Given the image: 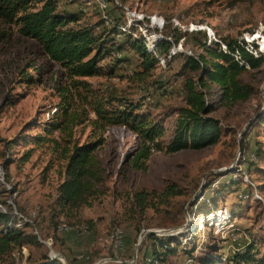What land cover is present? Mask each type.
<instances>
[{
  "label": "rangeland",
  "instance_id": "obj_1",
  "mask_svg": "<svg viewBox=\"0 0 264 264\" xmlns=\"http://www.w3.org/2000/svg\"><path fill=\"white\" fill-rule=\"evenodd\" d=\"M112 1L122 9L124 23L119 28L126 32L131 26L137 27L136 33L147 50V47L151 51L156 46L163 28L169 24L168 29L204 31L212 42L223 38L244 40L257 45V52L264 58V0ZM111 10L108 0L61 2L58 9L68 13L82 12L83 23H96L100 18L107 27L111 26L114 15ZM192 43L184 37L171 47L167 59L158 58V68L148 79L141 81L130 76V72L137 70L138 57L125 50L124 57L128 61L116 72L115 78L86 80L100 90L112 88L111 92L119 96L132 99L148 96L152 120L163 124V141L168 142L174 133L176 110L184 103L183 80L177 76L182 56L176 55L167 70L166 60L176 53H200ZM221 48L225 50V46ZM61 74L62 70L47 60L34 40L19 36L13 27L0 22V211L26 219L34 226L32 231L37 229L46 248L22 247L20 252L14 251L15 264H28L27 260L38 262L43 254L57 255L58 259L62 257L65 262L67 259L74 264H81L82 257L88 254L95 256L98 264L147 263L149 231L158 237L192 234L197 238L194 256L209 252L225 259L243 251L251 239L256 242L257 251L264 254V191L254 187H262L264 177L250 164L257 147L264 152V123H260V119H264V64L240 77L243 84L253 89L249 99L232 105L215 104L211 115L221 122L224 136L214 146L201 151L154 153L146 162L145 170H136L131 167L138 146L136 137L122 127L108 128L102 135L103 144L94 154L102 177L101 183L96 184L99 197L90 206H82L70 219L56 215L58 161L49 168L50 148L46 145H8L20 136L38 133L36 129L29 132L31 122L46 121L53 114L55 110H50L59 101L57 91ZM26 76L39 78L40 82L26 84L23 81ZM159 79L164 80L159 83L164 85L162 89L155 85ZM219 94L218 87L213 85L207 102H217ZM76 132V138L83 143L88 140L90 128L77 127ZM242 142L243 151L240 150ZM27 151H30L28 161L21 162ZM255 168L264 173V157L257 161ZM229 179L237 180L238 185L220 194L215 206H204V200L215 197L213 189ZM251 182L253 198L241 200L239 195L249 192L246 186ZM171 184L183 194L171 198L167 207H159V214L149 208L141 222L148 228L138 230L136 222L128 218L127 196L141 191L159 193ZM214 207L216 210L204 217V213ZM88 221L93 223L89 231L85 230ZM59 223L68 226L60 225L56 231ZM72 224L85 226L77 230L69 226ZM113 231L123 233L121 246L115 251L109 241ZM181 244L186 247L184 238ZM188 262V256L177 251L163 264ZM222 263L223 260L216 261V264Z\"/></svg>",
  "mask_w": 264,
  "mask_h": 264
},
{
  "label": "trees",
  "instance_id": "obj_2",
  "mask_svg": "<svg viewBox=\"0 0 264 264\" xmlns=\"http://www.w3.org/2000/svg\"><path fill=\"white\" fill-rule=\"evenodd\" d=\"M75 1L0 0V22L13 27L19 36L34 40L47 60L62 70L61 83L58 84L57 91L59 101L50 110L51 112L55 110L53 114L46 121L37 120L29 124V132L36 129L38 133L20 136L17 141H12L8 145L18 144L23 147L46 145L50 148L52 157L49 168L54 161H58L59 182L54 202L56 215L64 216L66 219L75 217L82 206H90L99 197L100 192L96 184L101 183L102 177L94 154L103 144L102 135L108 128L122 127L136 137L138 146L131 162V167L136 170H145L146 162L154 153L201 151L214 146L224 136L221 122L211 115L215 110V104L232 105L249 99L253 89L250 85L243 84L240 77L249 71L258 70L264 64V58L257 52L258 47L255 44L250 45L251 43L244 40L228 38L212 42L204 31L168 29L169 24L163 28L162 38L156 46L151 45L153 47L151 51H154L152 53L149 47L146 46L149 51L145 48L143 39L136 33L137 27L131 26L126 32L119 28V25L124 23L120 13L122 9L114 1L108 0L111 11L115 13L109 27L100 18L96 23H83L82 12L81 14L58 11L61 2ZM106 21L109 25L110 21L107 19ZM117 37L121 39L117 40ZM184 37H188L201 52L190 55L176 53L166 60L165 70L176 55L182 56L177 76L183 80L184 103L176 110L174 133L168 142L163 141L165 135L163 124L152 120L153 113L150 109L151 103L147 101L148 96L139 99L119 96L111 92L112 88L100 90L86 80L115 78L116 72L128 61L124 57L125 50L138 57L137 70L132 74L130 72V76L134 75L141 81L148 79L158 68V58L167 59L171 47L178 45ZM221 45L225 46V50ZM162 80L155 81L159 89L164 86L159 85L164 83ZM23 81L26 84H34L40 82V79L26 76ZM213 85L220 91L218 101L207 102L206 98ZM261 122L264 123V119L261 118ZM77 127L90 128L87 141L80 143L76 138ZM244 148L242 142L240 150L243 151ZM29 156L30 151L24 153L21 162H27ZM263 157L264 152L257 147L254 161L252 160L250 164L254 166L256 173L263 174L264 177V173L255 168L257 161ZM236 185L237 180L233 179L220 183L219 187L213 189L215 197L204 200V206H215L217 197ZM253 186L252 182L246 186L249 192H243L239 198L252 199ZM254 187L258 191H264V184L262 187L258 185ZM182 194L179 188L171 184L159 193L141 191L128 195L126 198L129 206L128 218L136 222L138 230L148 228L141 225L146 211L150 208L159 214L161 212L159 207H167L171 198ZM212 210L215 211L216 207L204 213V217L212 213ZM230 213L234 216L232 212ZM16 216L9 211H0V264H15L14 251L20 252L22 247L46 249L37 229L32 231L34 226L32 227L22 216L20 218ZM60 225L66 224L59 223L56 231ZM69 226L81 230L85 225ZM91 227L93 223L88 221L85 230L89 231ZM146 238L150 241V257L147 263L145 261L142 264H163L167 257L177 251L188 256L189 264H216L219 260H223L222 264H264V254L261 255L257 251L253 239L243 251L222 259L214 257L208 250V253L194 256L197 238L192 234L158 237L150 233ZM183 238L186 240V247L181 244ZM189 246L192 247L191 250L188 249ZM213 249L215 248H211L210 251L213 252ZM94 259L95 256L88 254L82 257L81 264H98ZM27 262L64 264L58 259H51L47 254L41 255L38 262L29 263V260ZM65 264L74 263L66 259Z\"/></svg>",
  "mask_w": 264,
  "mask_h": 264
},
{
  "label": "built area",
  "instance_id": "obj_3",
  "mask_svg": "<svg viewBox=\"0 0 264 264\" xmlns=\"http://www.w3.org/2000/svg\"><path fill=\"white\" fill-rule=\"evenodd\" d=\"M122 237H123V233L122 231H113L112 235L109 237V241L112 245V248L117 249L119 246H121L122 243Z\"/></svg>",
  "mask_w": 264,
  "mask_h": 264
},
{
  "label": "water",
  "instance_id": "obj_4",
  "mask_svg": "<svg viewBox=\"0 0 264 264\" xmlns=\"http://www.w3.org/2000/svg\"><path fill=\"white\" fill-rule=\"evenodd\" d=\"M147 233H153V232L149 231V232H147ZM170 233H171V231H170ZM140 242H141V241L139 240L137 246L140 244ZM50 257H51V259H58V258H57V255H52V256H50ZM58 260L65 264V261L63 260L62 257H60V259H58Z\"/></svg>",
  "mask_w": 264,
  "mask_h": 264
},
{
  "label": "bare ground",
  "instance_id": "obj_5",
  "mask_svg": "<svg viewBox=\"0 0 264 264\" xmlns=\"http://www.w3.org/2000/svg\"><path fill=\"white\" fill-rule=\"evenodd\" d=\"M101 10H104V9H101ZM107 24V23H106ZM112 235V234H111Z\"/></svg>",
  "mask_w": 264,
  "mask_h": 264
},
{
  "label": "crops",
  "instance_id": "obj_6",
  "mask_svg": "<svg viewBox=\"0 0 264 264\" xmlns=\"http://www.w3.org/2000/svg\"><path fill=\"white\" fill-rule=\"evenodd\" d=\"M112 13H114V12H112ZM115 14V13H114Z\"/></svg>",
  "mask_w": 264,
  "mask_h": 264
}]
</instances>
